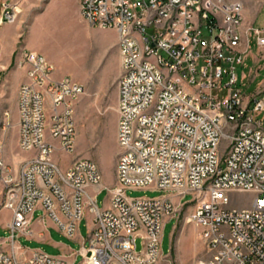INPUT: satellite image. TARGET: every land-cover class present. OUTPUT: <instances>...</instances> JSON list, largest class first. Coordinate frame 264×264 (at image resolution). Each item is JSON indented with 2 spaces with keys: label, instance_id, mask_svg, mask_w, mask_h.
Masks as SVG:
<instances>
[{
  "label": "built area",
  "instance_id": "obj_1",
  "mask_svg": "<svg viewBox=\"0 0 264 264\" xmlns=\"http://www.w3.org/2000/svg\"><path fill=\"white\" fill-rule=\"evenodd\" d=\"M80 10L118 37L116 183L100 186L90 158L66 168L55 158L74 151L83 85L55 79L43 54L23 51L17 131L18 148L29 154L14 169L0 139V209L12 211L0 264H71L39 250L22 256L15 236L32 233L38 207L70 239L85 213L92 215L87 242L72 252L79 264H159L165 222L188 206L208 252L198 264H264V78L245 93L237 73L251 35L264 68V28L245 23L242 0H80ZM16 11L6 3L2 19L13 22ZM148 187L166 194H125ZM103 188L107 207L97 202ZM232 192L251 193L252 204L229 206ZM186 194L190 201H182Z\"/></svg>",
  "mask_w": 264,
  "mask_h": 264
},
{
  "label": "rangeland",
  "instance_id": "obj_2",
  "mask_svg": "<svg viewBox=\"0 0 264 264\" xmlns=\"http://www.w3.org/2000/svg\"><path fill=\"white\" fill-rule=\"evenodd\" d=\"M5 1L0 4V82L6 78L13 65L6 66L11 49L18 56L22 47L43 54L54 66V73H65L71 79L83 85V92L75 103V121L77 136L75 148L71 154L57 153L55 158L65 168L77 157H87L94 160L101 172V186L112 187L116 183V163L120 153L117 141V80L121 73V56L118 48V37L114 30L103 29L88 23L84 18L75 19L72 15L63 19L61 24L65 32H69L65 47L58 45L56 40L48 38L49 35L41 29L43 17L57 9L47 8L48 0ZM244 8L256 7L252 14L254 27L264 28V1L259 4L257 0H242ZM6 3L14 4L16 16L13 22L2 19ZM20 10V11H18ZM33 45L34 48L28 46ZM259 48L255 35L250 36L249 51L244 62L237 67L239 75L238 86L245 92L255 90L264 78L263 62H256ZM258 73V74H257ZM3 115V116H2ZM2 115L1 124H6L4 133L9 137L17 132V122L12 123L8 112ZM264 119V112L260 113ZM18 120V119H17ZM8 123V125H7ZM15 129V130H14ZM6 139V138H5ZM6 142V140H5ZM227 144L222 140L219 151L223 152ZM5 147V154H14L18 150ZM26 156L24 151L20 152ZM65 164H67L65 166ZM128 197H164V191L148 187L141 189L128 188L125 191ZM231 207H248L252 204V194L249 192H232ZM107 189L103 188L97 195L100 207L109 205ZM191 194H186L182 201H190ZM175 199H177L175 197ZM192 206L185 207L177 220H166L163 229L161 248L163 254L170 250L168 255L162 256V264H198L208 257L206 245L199 236V229L188 219ZM37 218V217H34ZM173 226L171 239L169 233ZM81 234L86 237L85 219L80 223ZM0 226V238L9 236ZM23 246L34 248L40 243L32 238L15 237ZM73 249L79 248L77 241L69 242ZM137 248H140V238H137ZM43 252L51 255L58 251L45 245ZM80 256L71 258V264H79Z\"/></svg>",
  "mask_w": 264,
  "mask_h": 264
},
{
  "label": "crops",
  "instance_id": "obj_3",
  "mask_svg": "<svg viewBox=\"0 0 264 264\" xmlns=\"http://www.w3.org/2000/svg\"><path fill=\"white\" fill-rule=\"evenodd\" d=\"M5 1H14V0H0V4ZM34 0H29L28 2L31 4ZM259 4H261L264 0H257ZM47 8L50 9H57V12H51L45 15L42 20V26L41 29L46 32L48 38H52L53 40H56L58 45L61 44L63 47H65V44L67 43V37L69 36V32H65V29L63 28L61 21L63 19H68L69 15H72L75 19H83L81 15L80 10V0H48ZM256 8V7H255ZM254 7L249 6L244 8L243 14H244V21L245 23H252V14L255 10ZM28 46L33 45L28 44ZM25 50H31L27 47H22L18 56V52L14 54V50L11 49L10 55L7 59L6 66L13 65L10 70L8 71V74L6 75V78L0 82V115H2L5 111L8 112V115L10 116L12 123H16L18 119V110H17V95H18V87L19 85L26 79V69L25 66L19 65V60L21 58V54ZM65 75V73H55L54 78L60 79ZM3 116V115H2ZM2 118H0V139H4L5 145L10 148H16L18 146V134L17 132L13 133L10 137L9 134H5V127L6 124L2 123ZM15 130V129H14ZM6 138V139H5ZM22 150L18 149L16 153L14 154H5L6 161L14 168L17 169L20 162L26 159L28 156L20 153ZM29 154L28 152H26ZM67 164H65L66 166ZM70 165V164H69ZM68 165V166H69ZM66 166V167H68ZM65 167V168H66ZM101 186V185H100ZM97 189L96 186H90V191H95ZM170 196H173L175 198L174 194H169ZM176 200V199H175ZM108 206V205H107ZM106 206V207H107ZM12 217V211L8 208H2L0 209V226L4 228L6 231H10L8 227V223L10 222V219ZM32 220H31V230L32 233L30 235L25 234H18L15 237H25V238H32L38 241L40 244L34 248H28L26 246L21 245L16 239V242L19 243L23 248V257L30 255L34 251H43L45 249V245L51 247L52 249L58 251L56 254H63L66 256L67 260L71 262V258L73 259L72 252H74L77 249H73L69 242L71 240L77 241L80 243H86L89 233V228L92 227V215L89 212L85 213V217H83L78 225L77 234L73 239L67 238L63 236L58 229L56 228L54 222L44 213L42 208L38 207L34 210V212L31 214ZM37 217V218H34ZM85 219V225H86V231L87 236L84 237L81 234L80 231V223ZM173 230V226L171 228V231L169 233V239H171V233ZM10 236V234H9ZM9 236L3 237L7 238ZM163 237V234H162ZM7 248V247H5ZM170 250V245H169ZM169 250L166 254H163L162 256L168 255ZM163 253V250H162ZM161 260V259H160ZM159 264L160 263L159 261Z\"/></svg>",
  "mask_w": 264,
  "mask_h": 264
},
{
  "label": "bare ground",
  "instance_id": "obj_4",
  "mask_svg": "<svg viewBox=\"0 0 264 264\" xmlns=\"http://www.w3.org/2000/svg\"><path fill=\"white\" fill-rule=\"evenodd\" d=\"M18 11H20V10H18Z\"/></svg>",
  "mask_w": 264,
  "mask_h": 264
}]
</instances>
